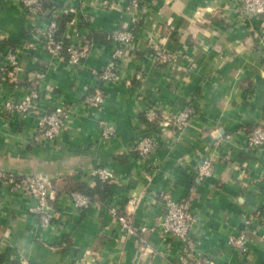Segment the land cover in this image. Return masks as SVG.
<instances>
[{"label":"crops","instance_id":"obj_1","mask_svg":"<svg viewBox=\"0 0 264 264\" xmlns=\"http://www.w3.org/2000/svg\"><path fill=\"white\" fill-rule=\"evenodd\" d=\"M53 2L81 10L63 32L90 41L80 68H71L66 57L50 60L31 37L33 22L20 1L0 0V60L16 51L24 66L17 86L9 81L0 89V169L44 178L56 193L48 201L51 227L43 230L31 211L39 198L2 188L0 264H178L182 245L159 229L165 194L191 202L198 261L264 264V151L246 148L249 132L264 128V21L241 15L239 0H144L140 13L129 9L130 0ZM120 27L133 28L136 42L122 63L121 81L99 84L96 75L115 50L106 37ZM156 49L175 52L177 67L158 65ZM42 71L54 94L44 107L61 100L71 112L55 150L31 146L35 116L11 124L3 112L5 99L21 95L20 85ZM138 72L143 81L135 79ZM94 87L106 101L91 111L85 98ZM187 106L190 123L178 131L172 121ZM151 107L161 115L155 124L144 116ZM106 125L117 133L102 143ZM147 136L159 139L161 148L140 158L135 147ZM204 157L214 163V175L200 180L195 168ZM96 168L116 175L112 194L103 206L76 210L68 180L88 183L86 174ZM109 205L128 214L136 228H149L152 253L124 234ZM245 229L248 252L241 254L229 236Z\"/></svg>","mask_w":264,"mask_h":264},{"label":"built area","instance_id":"obj_2","mask_svg":"<svg viewBox=\"0 0 264 264\" xmlns=\"http://www.w3.org/2000/svg\"><path fill=\"white\" fill-rule=\"evenodd\" d=\"M22 9L33 22L32 38L43 45V52L50 60H64L71 68H80L89 56L91 44L85 35L69 37L61 35L56 38L59 26L56 21L58 17L70 16L72 21L68 24H76L80 8L58 7L53 12V17L48 18L44 12V4L54 0H19ZM239 12L243 16L255 17L264 21V0H239ZM129 9L132 12L140 13L144 9V0H130ZM107 40L114 43L115 50L108 64L96 75L99 84L113 86L121 81V66L127 56L128 50L136 42V34L133 28H116L108 36ZM65 50V53L64 52ZM154 61L168 69H175L178 65L179 56L172 51L158 50L154 52ZM52 63V62H50ZM24 72V66L20 62V53H8L0 60V89L3 84L11 81L16 86L19 83V76ZM46 74L36 72L34 79L20 85L21 95L8 96L3 102V112L9 123H21L31 116L36 117L37 125L31 140L33 148H43L45 150H55L60 142L61 136L67 131V122L70 117V108L63 101H59L54 107H44V102L53 100V91L45 87ZM136 80L143 81L144 74L138 72ZM106 101V94L101 88L94 87L86 94L85 104L91 111L99 110ZM144 116L148 123H157L161 115L155 107L144 110ZM192 110L187 106L172 121V125L178 130H184L190 123ZM117 130L112 125L102 127V143L111 142L116 136ZM161 148L159 139L154 137L142 138L135 151L140 158H151ZM246 148L254 153L264 151V128L256 127L251 130L246 140ZM195 173L200 180H205L214 175V163L208 157L202 158L195 168ZM89 184L101 181L111 183L116 179V175L109 169L96 168L86 174ZM2 188H7L11 193L25 190L28 194L39 198V205L32 208V213L36 217L43 230L51 227L52 216L48 213L49 200H54L56 193L51 182L39 176H28L19 173L8 172L0 169V192ZM69 202L76 210H88L92 207L103 206L100 201L92 199L84 194L72 192L67 195ZM164 215L160 225V231L167 237L182 245V252L179 256L178 264H213L210 259L198 261L193 255L196 248L194 239V229L197 225V218L191 209L190 200H174L170 195L165 194ZM108 212L121 226L126 236L135 237L144 251L153 252L152 244L148 239L149 228L142 226L136 228L132 219L126 213L120 212L115 205H109ZM250 222H246L249 225ZM247 230L233 232L229 236V245L241 254L248 252ZM0 245L3 241L0 238ZM21 264H27L22 261Z\"/></svg>","mask_w":264,"mask_h":264},{"label":"trees","instance_id":"obj_3","mask_svg":"<svg viewBox=\"0 0 264 264\" xmlns=\"http://www.w3.org/2000/svg\"><path fill=\"white\" fill-rule=\"evenodd\" d=\"M56 7L58 6L54 2H46L44 4V12H46L45 14L48 18L53 17V12ZM72 19L73 18L70 16H64L61 18L58 17L56 19L58 26H59V32L57 33L56 38L63 35V32L66 26L68 25V23L72 21ZM63 53L66 54L65 50ZM66 190L69 191V193L77 192L80 194H84L90 197L92 201H100V202H104L112 194L109 183H103L101 181H97L95 183V186H90L88 183L76 182V181H73L72 179H69L68 187Z\"/></svg>","mask_w":264,"mask_h":264}]
</instances>
